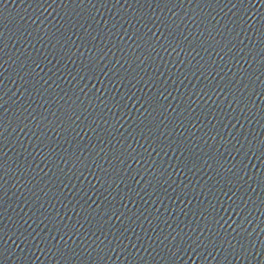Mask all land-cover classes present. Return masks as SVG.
Returning <instances> with one entry per match:
<instances>
[{"label":"water","instance_id":"water-1","mask_svg":"<svg viewBox=\"0 0 264 264\" xmlns=\"http://www.w3.org/2000/svg\"><path fill=\"white\" fill-rule=\"evenodd\" d=\"M0 264H264V0H0Z\"/></svg>","mask_w":264,"mask_h":264}]
</instances>
